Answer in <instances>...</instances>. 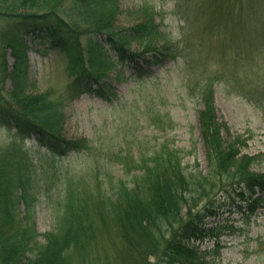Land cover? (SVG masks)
<instances>
[{
    "label": "trees",
    "instance_id": "16d2710c",
    "mask_svg": "<svg viewBox=\"0 0 264 264\" xmlns=\"http://www.w3.org/2000/svg\"><path fill=\"white\" fill-rule=\"evenodd\" d=\"M119 6L120 0H0V21L64 55L76 92L108 102L116 97L111 70L121 79L120 69L128 65L129 78L146 84L155 67L186 63L185 87L203 103L197 118L207 170L198 163L189 168L184 159L192 152L169 140L138 158L124 149L112 153L125 173L110 188L98 184L102 170L110 169L105 158L79 170L64 166L73 152L89 151L91 141L65 137V112L51 92L38 90L30 77L28 46L17 39L12 68L5 62L0 69V126L17 139H34L51 159L39 166L0 159V264H176L196 259L190 242L205 236L203 222L226 200H248L251 213L264 207V172L254 168L264 154L246 153L247 140L219 115L213 86L221 77L218 70L197 69L201 58L194 47L160 29L154 6L144 1L138 11L142 21L131 27L116 25L124 12ZM250 18L264 31V13L254 11ZM227 84L240 86L241 94L264 111V90L245 79ZM159 121L171 124L159 123V129H172L167 116ZM137 169L141 173L133 174ZM255 191L263 195L252 200ZM40 201L53 221L44 233L34 221Z\"/></svg>",
    "mask_w": 264,
    "mask_h": 264
},
{
    "label": "rangeland",
    "instance_id": "374dc122",
    "mask_svg": "<svg viewBox=\"0 0 264 264\" xmlns=\"http://www.w3.org/2000/svg\"><path fill=\"white\" fill-rule=\"evenodd\" d=\"M144 1L154 6L156 23L170 34L172 40L180 44L191 43L196 56L201 58L197 69L218 70L221 77L213 86L219 115L229 123L233 133L247 140L246 153L264 154V111L241 94L240 86L227 84L245 79L264 90V31L254 28L255 23L250 18L254 11L260 15L264 13V1L120 0L119 7L124 12L116 25L131 27L140 24L142 14L138 11ZM17 39H23L28 46L30 77L37 82L38 90L51 92L53 100L65 112V137L71 141H91L89 151L73 152L70 159L62 161L64 166L79 170L89 161L99 162L105 158L110 162V169L102 170L98 184L110 188L112 180L125 173L123 164L114 161L112 153L124 149L123 154L130 152L138 158L140 152L149 153L164 140H169L192 152L184 159L189 168L198 163L207 170L197 118L203 103L201 98L191 96L185 87L189 74L186 63L175 65L168 62L163 67H155L154 75L146 78V84H138L129 78L132 70L128 65L121 67V79H115L117 72L111 70L108 77L116 97L108 102L88 92H76L71 83L74 77L66 72L64 55L46 49L32 34L22 36L10 31L3 20L0 21V69L5 62L7 68H12V43ZM158 43L161 45L164 41L158 39ZM9 85L7 81L5 86L9 88ZM146 106L154 112L153 115L148 113ZM162 116L173 121L172 129L157 127ZM161 125L163 128L171 124ZM50 156L34 139H17L0 126V159H7L14 166L32 160L39 166L42 160L45 163L46 158L51 159ZM126 164L133 165L131 162ZM254 168L264 172V160ZM139 173V169L133 172ZM95 183L94 188L97 181ZM252 195L254 200L263 194L255 191ZM248 209V200L239 197L226 200L216 215L203 222L208 228L205 236L190 242L196 259L176 264H264V207L255 209L254 213ZM34 221L41 233L52 228L53 221L46 203L40 201L37 205ZM89 264L96 263L91 261Z\"/></svg>",
    "mask_w": 264,
    "mask_h": 264
}]
</instances>
